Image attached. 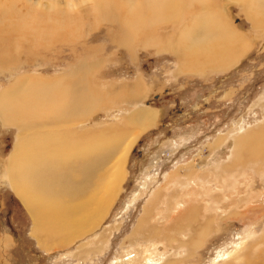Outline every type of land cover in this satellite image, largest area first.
<instances>
[{
	"label": "rangeland",
	"instance_id": "1",
	"mask_svg": "<svg viewBox=\"0 0 264 264\" xmlns=\"http://www.w3.org/2000/svg\"><path fill=\"white\" fill-rule=\"evenodd\" d=\"M210 1L244 45L237 62L226 69L202 66V57L195 59L201 66L196 67L195 60L185 66L187 58L181 57L176 47L153 45L154 38L177 42L180 29L190 26L192 17L202 12L194 0L165 3L164 15L175 20L142 22L145 27L138 25V20L154 16L153 0H103L107 16L98 13L94 0H0V94L9 98L11 92L23 91L28 78L72 89L82 82L93 91L98 104L82 125L75 126L103 133L121 127L126 132L123 141L136 128L132 122L140 120L137 110L156 113L153 124L139 133L129 151L117 194L104 207L98 223L62 246L46 244L44 235L33 233V219L12 190L7 163L20 133L17 123L5 125L0 115V264H128L127 258L141 264L138 255L144 252L164 261L173 254L170 245L163 243L171 232L166 221L159 217V222H151L159 226L157 232L147 227L148 221L144 227L137 224L154 193L174 190L171 183L164 189L165 178L173 172L182 175L187 167L192 173L195 170L189 183L198 182L202 174L211 186L237 182L233 192L229 189L228 198L236 191L245 196L252 186L250 191L256 196L250 205L256 212L247 225L218 221L183 264L224 263L219 256L236 243L245 241L250 233H264V178L251 174L248 167L254 163L239 164L230 176L216 173L217 167H226L228 174L239 133L264 120V25L249 16L253 0ZM257 6L264 12V1ZM198 35L193 32L192 40ZM23 121L28 129L22 138L40 130L26 115ZM128 121L129 125L125 124ZM66 126L58 130L75 128L74 124ZM220 138L221 143L215 145ZM261 164L264 166V158ZM110 166L111 162L104 164L103 170ZM216 176L225 178L224 182H217ZM166 199L163 195L157 198L153 212L163 216ZM148 231L152 232L149 237ZM48 236L50 243H59L55 242L59 236ZM179 252L184 255L181 249Z\"/></svg>",
	"mask_w": 264,
	"mask_h": 264
},
{
	"label": "bare ground",
	"instance_id": "2",
	"mask_svg": "<svg viewBox=\"0 0 264 264\" xmlns=\"http://www.w3.org/2000/svg\"><path fill=\"white\" fill-rule=\"evenodd\" d=\"M170 1L172 3V0H153L154 16H141L138 20L141 23L138 25L145 27L146 25L142 22L148 21L153 24L174 21L176 14L173 16L174 20H168L164 15V5ZM189 1L191 0H179V3L188 4ZM194 1L200 4L202 12L192 17L190 26L180 29L177 42L163 43L154 38L153 45L159 47L164 44L176 47V52H180L181 57L187 58L185 66L190 65L188 63H192L196 58L202 57L205 65L195 60L196 67L197 64L220 69L232 67L244 49L241 37L229 27L219 9L211 6L210 0ZM260 1L264 0H253L247 11L250 12L251 19L264 25V12L257 6ZM94 2L98 13L101 16H107L108 11L103 7V0H94ZM177 3L176 1V5ZM161 10L162 14H160ZM177 15L179 18L178 12ZM130 23L131 21L127 20V24ZM126 30L128 31V26ZM193 32L196 35L199 34L194 41L192 40ZM26 83L25 86H27L23 91L11 92L12 95L9 98L6 93L0 94V115L3 123L5 125L17 123L20 133L7 163L13 182L11 187L33 219L35 226L33 233L38 236L44 235L46 244L67 245L85 234L86 229L93 228L98 223L103 215L104 207L106 208L117 194L125 175L124 165L129 151L139 133L153 124L156 113L137 110L136 115L140 117V120L138 121L137 118L132 122L135 123L136 128L123 141L126 132L121 127L111 128L108 133H103L96 128L85 132L79 130L80 126H75L76 123L82 125L84 117L92 114L98 104L95 102L93 91L90 92L91 90L82 82H76L73 89L71 86L55 82L46 85L44 80L39 78H28ZM25 115L28 119H33L35 126L40 130L38 133H28L25 138H22V133L26 129V125H22ZM72 123L78 129L74 128L69 132L58 130L67 127L66 125H73ZM129 123L130 121L125 124L129 125ZM44 129L46 130L43 131ZM221 140V138L216 139L214 144L219 145ZM234 140L227 166L228 174L226 167H217L216 173L228 176L233 170L240 168L239 164L254 163L252 167H248L249 171L253 176L258 175L264 178V166L261 164L264 158V120L255 128L239 133ZM108 162H111L110 168L103 170V165ZM2 169L4 171L3 166ZM194 171L192 173V170L187 167L182 175L174 172L168 175L163 184L164 189L171 183L175 186L174 190L154 193L146 207H143L145 209L137 224L138 227L140 225L144 227V222L148 221L150 223L147 227L157 232L159 226H152L151 222L155 224L159 222V217H162L171 231L170 235H166L163 243L167 244L166 246L170 245L173 254L167 259L165 257L164 261H156L152 258L155 256L154 253L142 251L144 253L141 256L138 255L143 262L141 264H183L186 261L185 258H188L205 237L213 232L218 221L234 220L247 225L252 214L256 212V207L250 205L256 196L250 191L252 186L247 195L240 197L239 191H236L235 196L230 193L232 196L228 198L227 194L237 185V182L211 186L206 174L205 176L202 174L198 182L189 183L188 180L194 177ZM216 179H218L217 182L225 180L219 176H216ZM161 195L167 198L163 216L153 212L156 208V200ZM154 218L157 219L154 220ZM137 229L135 228L136 231ZM148 232H150L147 233L149 237L152 232ZM155 232L153 235H157ZM48 234L59 236L60 239L55 240L59 243L56 244L54 241L50 243ZM180 249L184 251V255L179 256ZM219 258L224 261L221 264H264V233L260 236L250 233L245 241L236 243L230 251ZM129 259L127 258L125 263H137Z\"/></svg>",
	"mask_w": 264,
	"mask_h": 264
}]
</instances>
